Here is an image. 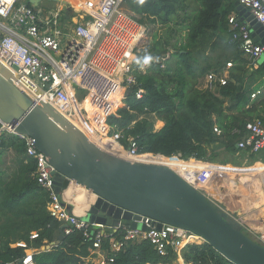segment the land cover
<instances>
[{"label": "built area", "instance_id": "1", "mask_svg": "<svg viewBox=\"0 0 264 264\" xmlns=\"http://www.w3.org/2000/svg\"><path fill=\"white\" fill-rule=\"evenodd\" d=\"M237 1L264 27V0ZM124 2L96 0L93 6L86 1H76L75 8L81 14L74 25L64 30L61 28L59 10L51 9L44 13L26 0H0V63L12 73V83L35 103L48 104L73 125V121L79 118L78 113L85 111V108L78 111L73 105L77 90L85 91L86 97H105L109 102L125 99L124 93L129 95L136 85L135 71H143L148 66L136 65L134 55L137 44L147 34V28L134 13L123 7ZM226 22L228 42L237 45L251 66L259 65L264 57V47L254 42L248 23L237 14H228ZM167 56H162L160 60ZM230 65L226 64L227 67ZM227 79V72L212 70L206 73L203 87L213 91L225 85ZM255 93L251 96L254 97ZM133 95L140 99L142 90L137 88ZM111 110L104 117L111 114ZM110 128V125L104 124L102 135L110 134V142L122 148L131 161L143 162L139 157L145 154L182 159L180 155L166 157L140 153L131 136L127 137L128 146L124 149L120 142V131ZM213 131L216 135L221 134L217 127ZM231 134L237 137L236 147L240 150L249 153L264 150V121L261 119L247 121L242 128H234ZM4 135L14 136L23 143L26 161L31 160L35 165L33 177L37 185L47 193L48 215L59 224V228L62 227L63 236L73 231L81 234L83 242L87 244L86 262L111 264L115 255L129 242L146 240L159 255L164 256L168 253V247L177 251L186 244H198L193 239H201L173 225L162 224L157 228L156 222L146 216L131 218V221L140 225L135 228L126 225L114 228L81 220L55 193V168L44 153L37 149L34 138L17 133L13 125L0 121V143ZM186 179L193 184L192 178ZM244 228L253 234L250 229ZM255 236L264 246V229ZM37 237V231L29 235L30 239ZM13 246L24 250V255L14 264H36L34 253L25 241L15 242Z\"/></svg>", "mask_w": 264, "mask_h": 264}, {"label": "trees", "instance_id": "2", "mask_svg": "<svg viewBox=\"0 0 264 264\" xmlns=\"http://www.w3.org/2000/svg\"><path fill=\"white\" fill-rule=\"evenodd\" d=\"M226 1H229V8L224 7ZM195 2L194 13L178 21L179 0H125L128 11L148 18L153 24L170 26L171 23H186L183 27L186 33L174 41L171 35L154 38L151 44L139 51L135 64L148 67L135 71L136 85L125 98L126 106L118 109L115 117H109L107 123L113 127L112 130L120 131L122 145L127 147V137H133L140 153L226 162L227 157L220 159L222 151H236L237 137L231 131L251 121L230 114L228 111L234 105L225 103L230 98L241 111L246 101L241 90V75L230 72L226 84L218 86L215 91L200 87L199 83L209 69L219 70L229 59L242 66L250 62L240 57L242 52L237 45L228 41L223 53L213 56L209 52L220 45L219 32L226 28V17L229 10L234 9L235 2ZM166 55L168 57L160 60ZM258 67L257 71L263 75L264 61ZM137 88L142 90L140 99L133 95ZM115 105H120V102ZM105 109H109L107 104ZM151 114L164 123L159 130H154L153 122L147 117ZM93 125L96 129L97 126ZM214 127L221 130L220 135L214 133ZM95 129L89 136L107 143L108 138L97 135ZM214 142L222 143L224 148L212 149ZM5 146L14 149L17 160L12 178L0 186V264H14L24 255V250L10 247V243L23 239L28 246L40 248L54 241V232H58L59 224L47 213V193L33 177L35 165L31 160L26 161L23 143L14 136L9 139L3 136L0 148ZM110 147L120 154L126 153L111 142ZM143 156L153 157L149 154ZM18 230H21L19 234ZM31 231H37L38 237L29 239ZM244 232L250 235L245 229ZM55 243L49 250L33 255L36 264H92L85 263L87 244L79 232L73 231L60 239L57 236ZM180 256L185 264H232L206 242L186 244L180 250ZM176 258L177 253L170 247L167 255L161 256L150 242L142 240L127 243L111 264H172Z\"/></svg>", "mask_w": 264, "mask_h": 264}, {"label": "water", "instance_id": "3", "mask_svg": "<svg viewBox=\"0 0 264 264\" xmlns=\"http://www.w3.org/2000/svg\"><path fill=\"white\" fill-rule=\"evenodd\" d=\"M41 1L28 2L38 6ZM48 1L68 5L66 0ZM234 5L240 19L248 23L254 42L264 47V27L237 0ZM12 76L0 63V121L34 138L37 149L55 168V193L66 204H75L86 220L135 228L140 225L131 218L146 216L157 228L169 224L199 236L232 264H264V246L247 235L237 219L241 208L226 211L167 165L122 159L93 146L48 104L35 103L16 87ZM222 146L220 142L211 145L214 150ZM61 230L58 239L63 237Z\"/></svg>", "mask_w": 264, "mask_h": 264}, {"label": "crops", "instance_id": "4", "mask_svg": "<svg viewBox=\"0 0 264 264\" xmlns=\"http://www.w3.org/2000/svg\"><path fill=\"white\" fill-rule=\"evenodd\" d=\"M28 1L29 0H26L27 3H29ZM76 1H86L94 6L96 0H68V5L66 6H63L61 3L42 0L39 2L38 6L31 5L43 10L44 13L51 9L59 10L61 28H64L65 30L69 26H72L76 20H78V17L81 14V11L75 8L77 10V18L73 14L67 15V9H69L71 6L75 7ZM232 1L235 2L236 0ZM49 2L53 4L49 5ZM225 6L226 8H229V1L225 2L224 7ZM229 14L238 15V12L236 9L229 10ZM219 34L221 35V38H227L225 42L228 41L227 25L226 28L219 32ZM209 52L214 53L215 50ZM240 57L248 60L243 53H241ZM263 61L264 57L261 63ZM227 63H231V65L227 67ZM250 66L251 64H246L244 66L236 65L232 59H229L225 65L223 64V67L219 68V70L227 72V77L229 76L230 72H234L239 76L241 75V90L246 98L245 104L241 107V111H243L242 113H240L241 111L236 108L235 103L230 98H227L225 103L227 106L234 105L228 111L230 114L238 115L240 118H244L245 120H264V74L262 75L257 71L259 67L250 69ZM237 85H239L238 81ZM252 93H255L254 97L251 96ZM97 105L98 109H96V111H99L100 109L105 108L106 103H104V105L101 107L100 104ZM87 114L88 117H95L101 120L99 114L92 116L94 115L93 112L88 111ZM147 117H149V119L153 122V127H155L154 130H159L164 124L153 114L148 115ZM99 123L97 122V124ZM4 136H6V139L13 137L11 135ZM223 148L224 146L218 150ZM235 148L236 151L228 153L222 151L220 159L227 157L228 161L226 162L203 161L204 163L200 165H189V167L186 164L187 162H185L183 159H179V161H182L184 165L176 166V168L184 169V174H181L184 178H192V182L197 189L208 195L210 199L218 203L227 211L234 212L241 208L242 212L237 216V219L244 227L251 230V233L253 234H250V236H254L256 233H258V231L264 229V150H260L257 153H249L247 151L238 149L236 147V142ZM16 160L17 157L13 148L9 146L0 148V165L2 164L3 168L6 167L11 171V173L7 172V170L0 172V186H2L5 181H9L12 178V173L16 167ZM5 163L6 165L4 166ZM4 175L6 179H4ZM71 188L72 184H69L68 189L70 190ZM72 207L80 212V209L76 207L75 204H73ZM71 212L75 215H78L76 212ZM1 221L2 220H0V222ZM20 232L21 230H18L17 234ZM57 236L58 232L56 231L54 232V241L41 246L40 248H33L29 246V249L34 254L40 251L49 250L56 244L55 242ZM18 241L24 240L16 239L15 242ZM15 242L10 243L9 246L14 247L13 245Z\"/></svg>", "mask_w": 264, "mask_h": 264}, {"label": "rangeland", "instance_id": "5", "mask_svg": "<svg viewBox=\"0 0 264 264\" xmlns=\"http://www.w3.org/2000/svg\"><path fill=\"white\" fill-rule=\"evenodd\" d=\"M66 1H68V0H66ZM180 2H181V7H179L178 9H177V14H178V16H177V20L178 21H180V20H185V18L187 19V18H189L191 15H192V13H194V11H195V9H196V7H197V4H196V2H195V0H179ZM49 5H52L53 3H48ZM69 7V6H68ZM123 7L126 9V10H129L128 9V7H127V5H126V3H124L123 4ZM75 9V7L74 6H71L69 9H67V15H69V14H73L76 18H77V15H76V9ZM236 8H235V6H234V9L233 10H235ZM75 13H74V12ZM136 18L137 19H139L145 26H146V28H147V34L144 36V38L137 44V46H136V48H135V51H134V55L136 56L138 53H139V51L141 50V49H143V48H145L146 47V45H148V44H151L152 43V41H153V39L155 38L156 40L157 39H159V38H161V37H166V36H168V35H171V38H172V41H174L175 39H181L182 37H183V35H185V29L183 28L184 27V25L186 24V23H182V24H174V23H171V25L170 26H165V25H159V24H153L152 22H150V20L148 19V18H146V17H141V16H139V15H136ZM77 21V20H76ZM76 23V22H75ZM74 23V24H75ZM73 24V25H74ZM223 37V36H222ZM225 40H227V38H220L219 39V46L216 48V50H215V52L212 54L213 56H216V55H218V54H221V53H223V51H226V49L224 48L225 47ZM168 57V56H167ZM225 65V64H224ZM221 67H223V66H221ZM213 69L211 68V69H209L207 72H209V71H212ZM206 72V73H207ZM206 75V74H205ZM205 75L203 76V78H201L200 79V83H199V86L201 87H203V84H204V78H205ZM213 91H215V89L213 90ZM87 95H85V91H83V90H77V92H76V101L78 100V102H86V105L84 106V107H81V108H85V111L82 113V112H80V114L78 113V115H79V118L78 119H76V122H78V123H76V126L78 125V124H80L79 125V127H80V129H81V126L83 127V129H82V131L84 132V135L90 140V141H93V138L91 137V136H89L90 135V132L92 131V130H94L95 129V127H94V125H93V123H94V120H92L91 118H90V116L88 117V114H87V111H88V107H89V103H90V100L91 99H89L88 97H86ZM94 102H96V106H95V111H96V108L98 107V105L97 104H100V107L102 106V105H104V101L102 100V99H100V98H97V99H95V101ZM126 106V103H125V99H123V100H121L120 101V105H114L113 106V108H112V106L111 107H109L110 108V110H111V108H112V110H111V114L112 113H117V110L118 109H120V108H122V107H125ZM81 108H78V111L81 109ZM109 115L110 114H108L106 117H104V124H106L107 126L109 125L108 123H107V120H108V118H109ZM96 120H97V122L99 123V121L101 122V120H99L98 118H95ZM97 126V125H96ZM98 127L99 126H97L96 127V129H95V131H96V134L98 135ZM111 127V126H110ZM112 128L113 127H111L110 129L112 130ZM80 129H78V130H80ZM154 129H155V127H154ZM101 137H103V135H101ZM105 137L106 138H108V141H107V143H106V145H108L109 147H110V140H109V138H110V134H107V135H105ZM96 141H98V140H96ZM126 141V140H125ZM99 142H101V141H99ZM124 149H127V147H126V145H121ZM111 148V147H110ZM121 155V157H123V158H127L128 159V157H127V153H123V154H120ZM179 160V159H178ZM149 162H154V163H158L157 161H149ZM160 164V163H159ZM187 164V166H189V164L188 163H186ZM6 165V163L4 164V166ZM164 165H167V166H169L170 168H172L173 170H175L178 174H184V172H185V170L184 169H179V168H176V167H172V166H170V165H168V164H164ZM183 166V165H182ZM190 167V166H189ZM7 170V172H10L11 173V171H10V169H8V168H6V167H4L3 168V165L1 164L0 165V172H3V171H6ZM182 176V175H181ZM4 179H6V177H5V175H4ZM65 205H66V207L70 210V211H73V212H76L78 215V217L81 219V220H84V221H88V220H86V217L82 214H79V212L76 210V209H74L71 205H69V204H66L65 203ZM253 236V235H252ZM251 236V237H252ZM254 240H256L257 241V238H256V236L254 235L253 237H252ZM197 241L198 242V244H202V243H204V241L202 240V239H193V241ZM182 249V248H181ZM181 249H178L177 251H175L176 253H177V258L172 262V264H185L184 263V261H183V259L181 258V256H180V250Z\"/></svg>", "mask_w": 264, "mask_h": 264}, {"label": "bare ground", "instance_id": "6", "mask_svg": "<svg viewBox=\"0 0 264 264\" xmlns=\"http://www.w3.org/2000/svg\"><path fill=\"white\" fill-rule=\"evenodd\" d=\"M89 99H91V100H90V103H89V107L87 108L88 109V112H93L94 115H92V116H95V115L99 114V116L101 117V122L99 124H97V122L95 120V117H90V118L92 120H94V123L93 124L99 126L98 127V135H102L101 131H102L103 125H104L103 118H104V115L108 111L110 113V108L108 110H106L105 108H103V109H100L99 111H95L96 102H94V101L97 98H89ZM100 99H102L104 101V103H106L109 107H111L112 104L113 105L117 104V102H118L116 100L113 101V102H109L108 99H106L105 97H102ZM72 102H73V105H74V107H75L76 110H78V108L84 107L86 105V102H84V101L83 102H77L74 98H73ZM73 123L75 124V127L77 129H80L79 124L76 126V123H78V122H76V120L73 121ZM80 132H82L81 129H80ZM91 144L93 146H96L97 148L102 149L105 152L116 154V156H118V157H120L122 159H127V158L121 157L120 153L116 149H111L108 145H106L105 142H99V141H96L93 138V141H91ZM127 157H128V155H127ZM139 159L142 160L143 162H146V161H157L158 164L159 163L160 164H168V165H171L172 167H176V166H179V165H184V163L182 161H179V160H176V159H173V158L166 159V158H162V157H158V156H153V157L140 156ZM183 160L185 162H187L191 166H197V165H200V164L204 163L203 161H201L199 159H193V158H188V159H183ZM146 163H154V162H146Z\"/></svg>", "mask_w": 264, "mask_h": 264}]
</instances>
